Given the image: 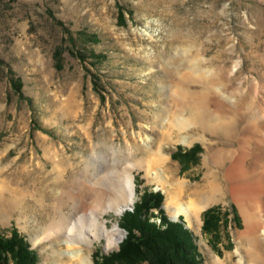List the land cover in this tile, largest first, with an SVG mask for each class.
<instances>
[{"label":"rangeland","instance_id":"obj_1","mask_svg":"<svg viewBox=\"0 0 264 264\" xmlns=\"http://www.w3.org/2000/svg\"><path fill=\"white\" fill-rule=\"evenodd\" d=\"M201 65L203 73L196 69ZM223 73L231 78L229 90L250 100L258 96L251 88H257L264 101V0H0V207L9 210L0 234L9 237L16 230L36 255L35 264H55L50 254L59 248L57 241L38 242L51 211L38 222L42 210L35 200L44 193V180L57 176V164L62 187L74 192L76 179L93 173L95 183L106 187L109 172L101 167L138 163L132 171L134 204L145 191L160 192L161 209L173 221L165 208L163 169L157 167L160 178L148 174L152 157L142 147L159 150L160 130L152 125L170 102V81L191 88L214 81L223 88ZM206 152L201 141H171L161 150L175 178L191 186L209 173ZM256 155L246 168L258 179L262 164ZM88 165H94L89 176ZM260 198L264 203V194ZM73 206L67 198L63 211ZM208 209L216 220L211 233L202 230ZM152 212L150 221L160 226ZM121 216L107 214V225L120 223ZM179 219L193 234L201 264L217 257L228 264H264V234L259 233L262 249L247 242L243 216L230 195L204 209L192 226L184 216L174 222ZM119 230L120 244L126 233ZM119 244L108 252L99 240L83 248L100 264V256L118 251Z\"/></svg>","mask_w":264,"mask_h":264},{"label":"bare ground","instance_id":"obj_2","mask_svg":"<svg viewBox=\"0 0 264 264\" xmlns=\"http://www.w3.org/2000/svg\"><path fill=\"white\" fill-rule=\"evenodd\" d=\"M196 69L201 73L205 71L202 65ZM236 71L237 67L231 73ZM222 75L224 77L219 79L225 90L214 81L205 82L200 88L170 81V102L160 110L152 125L155 130H160L159 142L155 143L159 150L152 151L153 146L142 147L144 154L152 157L146 170L153 178H160L161 173L157 167L163 169L167 180L163 188L168 198L165 208L172 219L184 216L189 226L194 225L195 221L199 222L197 220L204 209L224 202L230 195L243 216L245 239L254 249H262L259 233L262 231L264 234V203L260 200V196L264 194V101L257 88L252 87L251 92L259 97L250 100L247 99L248 95L243 96L238 90H229L227 83L231 82V78H225L224 73ZM257 136L260 137L258 141L255 140ZM171 141L185 144L201 141L206 146L204 162L209 167V173L201 183L191 186L175 178L172 164L161 154L163 143ZM254 154H257L258 161L262 164L258 179L246 168V162ZM127 164L126 169H118L117 166L100 168L101 172H109L104 188L95 183L98 173H93L83 181L76 179L75 189H72L74 192L64 189V175L58 171V164L54 168L57 176L49 183V180H44V184L47 183L43 187L44 197L41 194L42 197L39 198L38 193L35 203L42 212L46 211L41 212L37 218L38 222L43 221L46 213L51 211V221L46 226H41L38 242L57 241L59 248L52 250L50 254L55 264H93L89 257L90 250L86 251L83 245L94 246V241L97 240L104 241L106 252L118 246L122 238L119 223L109 227L105 216L113 212L116 217H120L127 207L134 204L132 171L141 165L134 162ZM93 167L94 165H88L85 174L89 176ZM67 198L74 202L70 213L63 211ZM8 212L9 210L0 207L1 222L6 219ZM22 221L26 223L28 218H23ZM65 257L68 260L62 261ZM240 263L243 264V261ZM213 264L228 262L217 257Z\"/></svg>","mask_w":264,"mask_h":264},{"label":"trees","instance_id":"obj_3","mask_svg":"<svg viewBox=\"0 0 264 264\" xmlns=\"http://www.w3.org/2000/svg\"><path fill=\"white\" fill-rule=\"evenodd\" d=\"M66 34L67 40L75 44L71 32L66 31ZM197 149L198 145L193 146L183 153V158H188ZM171 157L175 158V155ZM162 202L160 192L145 191L132 211H125L121 216L119 228L125 231L126 236L118 251L100 256V264H201L192 232L181 219L170 221L161 209ZM152 210L157 211L160 226L150 221L154 217ZM215 222L213 210H206L203 213V232L211 233ZM7 256L14 264H35L37 259L16 230H12L9 237L0 234V264H8Z\"/></svg>","mask_w":264,"mask_h":264},{"label":"water","instance_id":"obj_4","mask_svg":"<svg viewBox=\"0 0 264 264\" xmlns=\"http://www.w3.org/2000/svg\"><path fill=\"white\" fill-rule=\"evenodd\" d=\"M134 205V204H133ZM133 205H130L129 207H127L125 210H124V212L125 211H132V209H133ZM172 219V218H171ZM173 221H176L177 219H172Z\"/></svg>","mask_w":264,"mask_h":264}]
</instances>
